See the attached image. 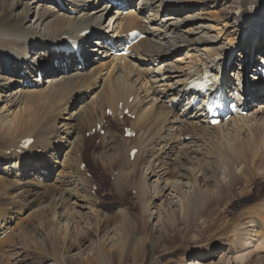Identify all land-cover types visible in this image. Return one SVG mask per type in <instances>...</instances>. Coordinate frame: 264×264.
I'll return each instance as SVG.
<instances>
[{"label": "bare ground", "instance_id": "1", "mask_svg": "<svg viewBox=\"0 0 264 264\" xmlns=\"http://www.w3.org/2000/svg\"><path fill=\"white\" fill-rule=\"evenodd\" d=\"M66 1H70L71 6L60 5L57 0H0V102L1 110L6 111V114L0 113V234L9 227L7 219L4 223L6 216L11 212L21 211L24 202L34 203L37 208L31 215L33 217L42 215L43 218L37 217L44 222H50L49 224H52L51 220L45 216L48 208L58 205V202L60 206H64L71 199L74 207L80 209L78 217L84 219L92 217L90 212L97 215L100 213L96 208L92 210L93 202L98 198L91 199L93 195H88L92 184L88 178L83 180L77 173L78 149H82L86 141L85 133L92 129H95L97 143L104 147L94 159L106 153L110 155L113 153L120 159L114 163V166L121 168L116 176V172L112 174L109 169L111 180L115 177L110 183L113 187L112 202L115 198L124 197L129 185L138 179L139 186L133 197H136L142 212H147L149 222L155 220L158 226L156 229L159 235L154 241L152 238L148 239L150 246L166 238L165 234L168 231L164 232V229L167 225L178 220L184 225L194 222L195 217L200 215L212 199L221 196L223 189L231 187L235 182L248 181L253 175L264 179V97L258 99L259 95L256 92V97L252 99L255 104L253 106L247 104V112L244 115L231 116L224 123L210 126L205 123L202 109L191 108V99L187 97L185 91L191 72L196 74L203 71L212 74L227 71V68L232 69L234 64L240 65L238 67L240 69L242 65L250 62L249 57L253 51L257 52V58L264 53V22L263 27H260L257 21L261 17L248 12L252 4H263L264 0L203 1V7L208 8H216L217 4H222L221 11L205 10L202 14L205 20L216 17V21L218 16L212 15L213 13L223 15L222 23L219 21L217 23L229 26L233 31L227 33V37L223 35L221 38L209 30L211 24L204 21H199L198 24L193 22L195 17L192 12L198 6L192 8L188 6L186 10L180 12L181 10L174 9L168 0H139L136 7L124 13L123 7L117 6L113 7V10H105L106 5L95 9L99 0ZM120 1H123L124 7L128 5V0ZM18 7L20 8L17 9ZM20 10L23 13L19 15ZM151 23L153 27L149 25ZM190 25L194 28H189ZM88 28H93L92 34L101 39L98 47L99 56L90 59L88 53L84 52L83 65L79 66V62L74 63V56H65L61 52L63 40L66 35L76 37L78 32ZM132 28H137L143 33L149 32V35H145L144 39L131 47L130 53L115 54L113 47L120 45L118 35ZM61 29L66 30L59 34ZM99 29H102L103 33ZM192 32L196 34L190 37ZM242 32L245 33L246 39L242 38L236 43L235 39ZM184 47L187 49L186 62H181L180 59L171 60L176 52L180 53ZM229 47L232 51H239L238 56L233 57ZM15 59L21 61L18 68L15 67L17 66L14 64ZM51 59L57 61L58 67H54ZM165 59H170L166 63V70L161 67ZM66 61L69 62L61 65ZM108 66L111 70L103 79L105 83L102 82L100 96L92 95L93 98L95 96V100L91 98L86 105L72 110L70 103L73 95L79 96L82 91H89L97 74L108 69ZM139 66L149 74V81L154 83L156 88L162 87V91L151 88L152 93L165 97V101L159 100V106L154 103L155 99L149 106H145L148 102L139 97L141 90L147 92L144 84L148 82L146 77L142 81L139 79ZM155 68L158 73L154 74ZM162 69L163 72L160 73ZM19 70H24L30 75L33 71L40 70L44 73V79L41 83L26 82L25 76L16 75ZM170 70L179 74L170 77L166 74ZM229 74L233 73L229 72L227 75ZM90 79L93 80L92 83L85 86ZM166 79L171 80V83H166ZM160 81L166 84L158 85ZM175 84L176 86L169 89L170 92L166 89ZM258 88L259 84L248 86L247 95L252 96L251 90ZM182 96L186 98L185 107L183 106L186 109L176 113L175 107ZM130 97L131 101H128ZM119 102L124 103L123 109L128 108L130 114H134L132 120L124 116L119 119L121 113H116ZM68 107L70 109L66 112ZM106 108L112 110L110 116L112 119L119 123L125 121L127 124L125 127H130L135 135L121 136L109 120L103 123ZM151 109L153 115L149 112ZM62 114L67 115L64 117L67 121L63 120V123L57 126V120ZM98 124H102L103 134L97 132L100 130L96 131ZM59 127L63 130L60 131ZM188 127L194 131H187ZM194 136H197L198 141L193 138ZM28 137L33 138V143L28 148H22L21 141ZM185 137L188 140L184 139ZM55 142L60 144L59 151L67 149L60 165L63 166V172L68 171L67 175L60 176L56 182L49 183L50 189L43 194L38 191L41 185H45L43 181L40 180L41 183L38 181L39 178L46 180L41 173L42 170H46L41 159L48 150H55ZM205 143L211 144V149L215 150L216 155L209 147L208 149L204 147ZM133 148H137V151L133 159H130L129 152ZM39 153L42 154L38 157ZM139 165L142 167L141 172L137 174L140 179L133 170L134 168L137 170ZM114 166L112 165V168L115 169ZM27 169L31 177L24 179L22 175ZM172 174H175V178L171 177ZM151 181L153 190H150ZM70 186L71 188H68ZM8 189H16L18 194L10 195ZM262 204L261 208L253 213L256 216L248 218L245 227L235 228L229 239L219 240L218 244L231 246L225 256L219 258L221 264H264V203ZM85 208L90 212H85ZM126 208L115 211L119 218L116 219L119 223L113 228L112 233L117 245L113 246L116 249L118 245L124 247L129 231L133 228V225L129 224L132 213ZM128 225H131L129 229ZM52 226L56 229V224ZM19 227L24 228V225L19 222L8 233L6 240L0 241V246L7 241L14 246L11 239L20 237L15 231ZM79 232L83 233L84 229ZM108 234L109 230L104 228L103 238ZM251 238L253 240L248 244ZM39 239L45 241L44 237ZM102 242L103 239H100L98 244L102 245ZM53 246L54 244H51V249ZM102 250L99 247L96 258L100 264H111L110 255L104 254L106 257L103 258ZM48 254L45 252V256ZM23 259L24 257L19 261ZM135 259L138 260L137 257ZM49 260L44 261V258H40L39 262L46 264ZM182 262L181 264L192 263L188 259Z\"/></svg>", "mask_w": 264, "mask_h": 264}, {"label": "rangeland", "instance_id": "2", "mask_svg": "<svg viewBox=\"0 0 264 264\" xmlns=\"http://www.w3.org/2000/svg\"><path fill=\"white\" fill-rule=\"evenodd\" d=\"M168 1L171 2L170 0ZM203 1H209V0H201V1L180 0V2L183 5L179 8H175V7L173 8L177 10H181L180 12H183L184 10H186L188 6L191 8L198 6L192 12L194 13L193 15L195 17L193 22L194 23L196 22L195 24H198L197 22L204 21L205 23L211 24L212 26L211 29H209L210 31L212 30L213 33L215 32L216 35L218 34L217 36H219V38L223 37V35L227 37V33H232L233 31L231 27L221 26V24L217 23L218 21L222 23L223 15L219 13L212 14L218 16V21H216V17L214 19L205 20L203 18L204 16L202 15L203 11L205 10H209V12L214 10L221 11L222 4L221 3L217 4L216 8L214 7L208 8L207 6L203 7L204 6ZM69 2L70 1L62 0V3H64L65 6H68ZM138 2L139 0H128V5L123 7L122 11L124 13H128L138 5L137 4ZM103 7L104 6L101 4L100 6H97L95 9H100ZM19 8L20 7H18L17 9ZM109 9L113 10L112 7H110ZM22 13L23 11L20 10L19 15ZM150 25L151 27H153V23H151ZM189 28H194V26L190 25ZM66 29H61L59 34ZM195 34H193L192 32L190 34V37L194 36ZM244 36L245 33L242 32V34L240 36L238 35V38L235 39V42L237 43V40L240 42L242 38H244ZM176 50L177 49H174V51ZM185 51L187 52V49L184 47L180 53L176 52L174 58H172L171 60L180 59L181 62L184 61L186 62ZM255 54L256 53H253V57L255 56ZM236 56H238V54H236L235 57ZM168 60L170 59L167 60L165 59L164 63L161 64V67L164 70L167 69L166 63ZM164 65H166V67H164ZM138 68L140 70L138 72V74L140 73L139 78L142 77L141 81L146 77V80L148 81L147 83L149 84V87L145 86L146 88L148 87L146 93L145 90L140 91L139 94L140 98L141 99L144 98V100L148 102L145 103L146 104L145 106H149L150 103L153 101V99H155L154 103L159 106L160 104L159 100L162 99V101H165V97L160 96L159 94H156L154 92L153 93L155 96L153 97L151 88L154 87V90L162 91V87L158 86L156 88V85L149 81L150 78L149 74H146L147 72H145L141 66H139ZM108 69L99 72L100 74H97L95 81L90 79L86 82L87 85L85 86H88L93 81V86L89 91L88 90L82 91V93L79 96L75 94L78 96L77 98L75 95H73L74 97L72 98V101L70 103V108L72 110L75 111L77 108L86 105V103L89 102L91 98H93L92 95L100 93L99 90L101 88V85L103 86L102 82L105 83L103 79L110 72L111 67L108 66ZM163 69L160 73L163 72ZM136 70L137 68L134 70L135 76L137 75V73L135 72ZM154 70L157 69L155 68ZM171 71L173 70L166 72V74L169 75L170 77L176 76L175 74H179V73H172ZM166 81H167L166 83H171V80L169 79ZM163 83L165 82L160 81L158 85H161ZM137 86H139V84ZM174 86H176V84L173 86H169L171 88H166V89H168V91L170 92L169 89H172V87ZM145 87L144 89H146ZM83 93H85V96ZM93 99L95 100V96ZM181 99L178 105L175 107L176 113L182 111V109H186L184 108L186 99H182V101ZM1 106L2 105L0 102V110H1ZM70 108L69 107L66 108V112ZM149 112L151 115H153V109H151ZM0 113L3 115L6 114V111L2 109ZM131 115L134 116V114ZM64 117H67V115L62 114L61 117L57 120V126H60L63 123L62 122L63 120L67 121L66 119H64ZM171 118L168 121H170ZM129 119L132 120L133 117ZM226 121L227 120L223 121V123ZM124 122L125 121H122L120 124H123ZM110 124L112 125L113 128H115L118 131V133L121 136H123L124 127L127 126V124L122 126L116 125L113 120L110 121ZM59 128L60 131L63 130L62 127ZM189 130L190 128L188 127L187 131ZM192 131L194 130H190V132ZM193 138L196 139V141H198L197 136H194ZM54 140H56V138H54ZM97 141L98 140L96 136H90V137L88 136L86 138L84 145L82 146V149L81 148L78 149L79 152L76 151V153L78 152L76 156L79 159L78 172H77L79 177L83 180H87L88 178L90 183L92 184L93 189H91L92 191L90 190L88 192V195L89 194L91 196L93 195L91 199L98 197L93 202L94 208H92V210L96 208L100 210V213L97 215V213L90 212L88 208H85V212L88 213L90 212V216L92 217H84V219L78 217V210L80 209L77 208V206L74 207V204L71 203L73 202V200L71 199L64 206H60L58 202V205L48 208V213H46L45 216L50 218L52 224H49L50 222H44L42 219H39L40 217L43 218L42 215H40V217L39 215H37L39 218L37 216L33 217V215H31L32 212L37 208V206L34 205V203L28 202L26 204L24 202V207L21 208L22 209L21 211H17L15 213L13 212L9 213L4 220V223L6 219L9 221V223L7 222V225H9V227L7 231H5L3 234H0V241H5L8 233H10L11 230L14 229V227L19 222L24 225V228L19 227L17 230L15 229L16 233L20 235V237L22 238L13 237L11 241L12 242L14 241L13 244L14 246H12L8 241L5 242L3 245H1L2 247L0 246V262H1L0 264H34V263L41 264V262H39L40 258L42 259L44 258V261L45 259L51 260V261L50 260L47 261L46 264H60V263L61 264H100L99 260L96 258L97 250H99V247L102 248L103 250H106L105 252H103L102 250L103 258L106 257L104 256V254L110 255L112 261L111 264H181L183 263L182 260H186V259H188L189 262H192L191 264H219V263L221 264L219 258L221 256H225V254L227 253V251L231 246L230 245L223 246L221 244H218L220 242L219 240H227L230 238L231 233L234 231L233 229L245 227L248 218L255 217L256 215L253 213L257 212L259 208H261V206L263 205L262 203H264L263 201L264 179L262 180L257 175H253L248 179V181L245 180V182L244 181L235 182L231 187L223 189L221 191L222 193L220 192L221 196L212 199V201L209 202L208 206H206V208L200 212L199 216L195 217L194 222H192L190 225H186V224L184 225V223L179 220L174 222L173 224L167 225V227L164 229V232L168 231L165 234L166 238H162L161 242H157L154 245L150 246L148 239L152 238L153 240L152 239L151 240L154 241V239L159 235L156 229L158 228V226H156L155 220L149 222L147 212H142L141 208L139 207V203L136 201V197H133L135 191L139 186L138 179L134 180L130 184L131 186L129 185L128 187L129 189L126 188L128 191L126 192V195L124 197L120 199L115 198L114 201L112 202L111 191L113 187L110 185V183L111 181L112 182L114 181L115 177L113 180H111L112 177H110V175L112 172L116 170V168L117 170L115 176L119 173L121 168L120 166H119L120 169L118 168V166L116 165L114 166V163L118 162L120 159H117V157H115L113 153H111L112 155L106 153L105 155H101L100 158L94 159V156L101 153L102 149L104 148L99 143H97ZM204 147H206V149H208L209 147L212 153L215 152V150L214 151L212 150L213 148L211 149L212 146L210 143L208 144L205 143ZM59 149H60V144L58 142H55V150L53 151L48 150L46 155L48 154L49 155L48 156L44 155V158H42L44 160V162L42 163H45L46 170L42 171L41 173L45 176L46 180L45 179L43 180L42 177L39 178L38 181L39 182L40 180L43 181L42 183H45V185L44 184L41 185L38 188V191L43 194H46L47 193L46 190L50 189L48 187L49 183L56 182V180H58L60 176H65V174L67 175L68 170H65V172H63L64 171L63 166L60 165L62 164V159L67 149L65 151H59ZM41 154L42 153H39L37 156L39 157ZM111 157H114L117 160ZM118 157L120 158V156ZM191 157L193 156L191 155ZM110 159L112 160L111 162ZM82 161L87 167V169L86 168L82 170L80 169V164L82 163ZM111 163L115 167V169L112 168ZM121 165L124 167L123 162H121ZM138 167L140 169L139 172H138L139 170ZM138 167L137 170L136 168L133 169L135 175L139 174L142 170L141 165H139ZM126 168H128V166H126ZM109 169H111V171ZM28 174L29 171H26V173L22 175L24 176L22 178L24 179L27 177L30 178L31 176ZM136 177H139L140 179V176L137 175ZM171 177L175 178V174H172ZM149 183L151 186L150 190H153L152 181ZM56 185H58V183ZM68 188H71V186ZM132 189H134V191ZM80 190L85 196H87V194L83 192V189L80 188ZM8 192L10 193V195L13 194V196H16V194H18L16 189H8ZM125 207H127L126 208L127 211H131L132 213L131 216L129 217L130 220L129 224L133 225V228L129 231V236L124 244V247L121 248V246L118 245V249H116L113 246V244H115L114 242L115 237H112V233H113V228L116 227L119 223L118 222L119 218H117V215H115V211H118L119 208H125ZM11 209L13 210V207ZM53 214H55L54 217ZM106 217H108V220H106ZM35 218L38 220H36ZM40 220H42V223H44L43 225ZM47 220L48 219H46V221ZM55 224H56V229L55 226H52ZM131 225H128L127 228L129 229ZM104 228L106 230H109L110 234H108L107 237L103 238ZM82 229H84V232L80 234L79 231H81ZM99 236H102L100 238L103 239L102 245L98 244V241L100 240L98 238ZM41 237H44L45 241H41V239H39ZM21 239L23 241H21ZM37 239L40 241H38ZM51 244H54L53 249H51ZM45 252H48L49 254L45 256ZM120 253H122L124 257L121 256ZM23 257L24 259L22 261H19V259ZM48 257L49 259H47ZM136 257L138 260L135 259ZM54 260L58 262L55 263ZM251 264H256V263H251Z\"/></svg>", "mask_w": 264, "mask_h": 264}]
</instances>
